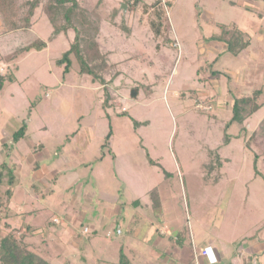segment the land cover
Returning <instances> with one entry per match:
<instances>
[{"label":"rangeland","instance_id":"obj_1","mask_svg":"<svg viewBox=\"0 0 264 264\" xmlns=\"http://www.w3.org/2000/svg\"><path fill=\"white\" fill-rule=\"evenodd\" d=\"M27 1L3 0L2 7L0 0V47L27 30L45 40L52 35L47 0L26 28ZM165 1L173 41L155 34L150 19L158 18L153 9L144 13L142 2L80 0L100 21L99 39L118 64L109 77L108 107L101 84L79 72L74 55L68 74L56 64L70 48L71 32L11 61L0 56V74L16 75L0 91V171L7 162L18 182L10 201L4 171L0 236L12 229L21 236L22 220H29L28 243L53 264H118L127 243L137 264H150L143 238L149 221L160 218L177 220L188 238L189 222L200 218L227 247L264 242V178L255 169L264 173L258 129L264 120V0ZM221 24L245 32L249 47L225 54L224 44L211 39ZM257 90L261 109L230 125L233 98ZM135 120L146 123L136 126ZM23 124L25 136L14 144L12 134ZM110 131V144L103 146ZM212 159L213 169L207 166ZM111 200L115 205L107 204ZM96 237L93 245L89 240ZM263 251L256 264H264Z\"/></svg>","mask_w":264,"mask_h":264},{"label":"trees","instance_id":"obj_2","mask_svg":"<svg viewBox=\"0 0 264 264\" xmlns=\"http://www.w3.org/2000/svg\"><path fill=\"white\" fill-rule=\"evenodd\" d=\"M135 3L142 2L143 12L147 13L148 9H153V14L155 18H158V22L155 19H150V24L156 35L163 34L164 41H173L169 35V32H172L173 27L171 21L169 20L166 7L170 5L169 1L163 2V0H157L154 4H148L144 0H134ZM28 14L26 20V28H31V18L35 14V10L41 5L42 0H28ZM128 7L130 4L126 1ZM158 3V4H157ZM1 6L3 7V0H1ZM10 9V8H9ZM44 10L49 18L53 30L52 35L49 39L45 40L36 35L32 31H24L23 34H18L14 36V40L10 37V40L1 44L0 47V56L1 58H6L8 61L12 59L26 55L33 49L42 50L47 47L48 43L58 37L60 34H69L73 33V41L70 44V48L66 50L62 57L58 58L56 64L58 66H63L64 75L68 74L71 70L73 60L72 55L75 56L77 62L79 63V72L81 74H86L91 77L93 82L101 84L102 89L105 95L104 107H108L113 98L111 90L108 88V83L114 77H110V73L114 70V67H117L116 62L110 60V52L106 50L104 45L99 39L101 23L96 17L93 18V14L89 12L88 8L85 7L80 0H47V3L44 4ZM152 14V13H151ZM151 17V15H149ZM222 31L219 35H214L211 39L219 41L224 44L225 49L224 53H232L238 55L243 50L247 49L250 45V38L247 37L246 33L242 30L236 28L235 26H229L221 24ZM115 74L119 70L114 71ZM217 76L218 71H213ZM8 79L11 83L16 81V75L11 74L9 76H4L0 74V91L3 89L5 80ZM110 79V80H109ZM143 86V84L136 86L132 89L131 95L133 98L137 96L138 87ZM146 91H148V87ZM261 94V90H257L254 96H241L234 97L231 104L232 116L229 120V124L239 123L243 124L247 118L252 114L256 113L261 109L262 105L258 102V98ZM126 112H122L120 115H125ZM146 122H141L135 120L136 126H141ZM27 129V124H23L12 134L13 143H18L25 136ZM259 130H262L264 136V120L258 127ZM259 130L254 131L252 134L257 135ZM245 131V130H244ZM112 131H110L106 138V142L103 146H109L110 137ZM225 143L230 142V136L225 134L224 136ZM250 145V141L247 143V146ZM212 154V153H211ZM264 154V153H261ZM219 159V164L223 165V160L219 153L214 155ZM260 154L256 153L255 163H257L258 157ZM213 159L210 160V163L207 164L208 167L213 169ZM257 175H261L264 178V173L259 171L255 166ZM4 171L8 176V183L12 185V188L7 190V195L10 201L14 195L15 187L17 186V178L15 170L10 167L7 162H3L1 165L0 171V192L1 184L4 179ZM207 180V177L205 178ZM13 193V194H12ZM2 202L0 201V206ZM10 205V204H8ZM28 213H31L30 211ZM32 214H35L34 212ZM4 217L3 219H5ZM21 224V236L17 235L16 232L12 229L5 236H0V261L2 264H53L51 260L37 251L34 247L30 246L28 243L27 237L31 236L33 226L30 224L29 220L23 218ZM50 223L56 225L55 222ZM58 224V223H57ZM88 228V227H85ZM84 228V230H85ZM118 230V229H117ZM89 231V228L86 232ZM118 264H131L123 250H120V259Z\"/></svg>","mask_w":264,"mask_h":264},{"label":"crops","instance_id":"obj_3","mask_svg":"<svg viewBox=\"0 0 264 264\" xmlns=\"http://www.w3.org/2000/svg\"><path fill=\"white\" fill-rule=\"evenodd\" d=\"M31 187L33 189L37 188L34 185H31ZM116 201L111 200L107 204L115 205L113 202L119 204L117 198ZM58 207L60 208V205ZM117 208L118 210H122V207L119 205ZM61 209L64 208L62 207L59 210ZM123 210L126 215H131L132 217L135 215L133 209L129 206H126ZM67 221L72 222V218L67 217ZM154 222L151 223L149 221L150 234L143 238L148 243L147 256H149L150 264H256L257 251L262 252L264 250V242H257L255 245L242 248V250L238 246H234V244L227 247L228 241L226 242L224 238L222 239L220 233L216 235L210 229L206 230L205 222L200 218L189 222V238L186 237L188 234L184 232V227L180 226L177 220L175 222L172 220L169 222L168 220L160 218V221L156 220ZM118 228H120V225ZM61 231H64L63 233L67 232L63 228ZM122 233L123 231L120 233L117 232V234ZM97 239L96 237L89 241L93 244L95 241L97 242ZM104 244L101 242L100 250L104 248ZM128 244H123L120 250H123L131 264H137V261H134V250L131 248L130 250V245ZM204 251H207V253L203 254ZM91 253L97 255L96 252ZM98 260L99 258H97ZM112 264H117V262L113 261Z\"/></svg>","mask_w":264,"mask_h":264},{"label":"built area","instance_id":"obj_4","mask_svg":"<svg viewBox=\"0 0 264 264\" xmlns=\"http://www.w3.org/2000/svg\"><path fill=\"white\" fill-rule=\"evenodd\" d=\"M87 230H88V228H85V232H86ZM117 232L120 233V232H121V229L119 228V229L117 230ZM206 253H207V251H204V252H203V254H206Z\"/></svg>","mask_w":264,"mask_h":264}]
</instances>
